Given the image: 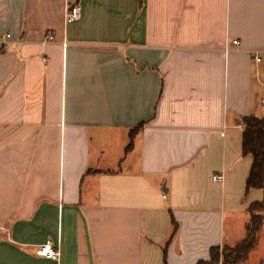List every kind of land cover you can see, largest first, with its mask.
Returning <instances> with one entry per match:
<instances>
[{
    "label": "crops",
    "instance_id": "obj_1",
    "mask_svg": "<svg viewBox=\"0 0 264 264\" xmlns=\"http://www.w3.org/2000/svg\"><path fill=\"white\" fill-rule=\"evenodd\" d=\"M7 33L0 264H197L242 241L263 199L241 125L264 116V0H0Z\"/></svg>",
    "mask_w": 264,
    "mask_h": 264
},
{
    "label": "trees",
    "instance_id": "obj_2",
    "mask_svg": "<svg viewBox=\"0 0 264 264\" xmlns=\"http://www.w3.org/2000/svg\"><path fill=\"white\" fill-rule=\"evenodd\" d=\"M243 123V155L252 156V165L246 181L247 192L259 189L263 192V199L254 202L249 207L250 220L246 226L245 238L234 246L212 247L208 260H201L197 264H249V256L259 242L264 222V116L255 115L245 117ZM143 125L131 130V142L127 152L132 148V139L140 132ZM177 224L174 223V230Z\"/></svg>",
    "mask_w": 264,
    "mask_h": 264
},
{
    "label": "built area",
    "instance_id": "obj_3",
    "mask_svg": "<svg viewBox=\"0 0 264 264\" xmlns=\"http://www.w3.org/2000/svg\"><path fill=\"white\" fill-rule=\"evenodd\" d=\"M81 5L79 2H75L73 4H69L67 6V13H66V20L68 23L77 22L81 19ZM11 35L9 33L3 35L0 38V52L4 49V47L7 45L8 40L10 39ZM54 37L52 35L48 36V41H52ZM234 45H239V41H233ZM65 48L68 46V43H64ZM257 61H260L259 58H257ZM243 127V125H241ZM214 180L220 181L221 177L218 175H215L213 177ZM166 197V195H164ZM37 254L46 257L52 260H59L61 253L57 249L54 248L51 241H47L46 243L40 245Z\"/></svg>",
    "mask_w": 264,
    "mask_h": 264
},
{
    "label": "rangeland",
    "instance_id": "obj_4",
    "mask_svg": "<svg viewBox=\"0 0 264 264\" xmlns=\"http://www.w3.org/2000/svg\"><path fill=\"white\" fill-rule=\"evenodd\" d=\"M262 235V234H261ZM261 235H260V237H261ZM245 236H246V234L244 235V237H242V240L245 238ZM263 243V246H264V242H262Z\"/></svg>",
    "mask_w": 264,
    "mask_h": 264
}]
</instances>
